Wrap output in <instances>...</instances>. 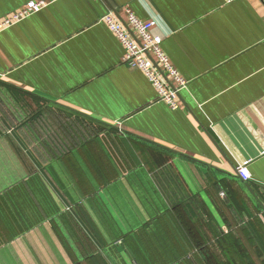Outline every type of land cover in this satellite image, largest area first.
I'll use <instances>...</instances> for the list:
<instances>
[{
	"label": "crops",
	"instance_id": "1",
	"mask_svg": "<svg viewBox=\"0 0 264 264\" xmlns=\"http://www.w3.org/2000/svg\"><path fill=\"white\" fill-rule=\"evenodd\" d=\"M125 7L180 108L123 63L103 17ZM0 264H264V0H56L0 27Z\"/></svg>",
	"mask_w": 264,
	"mask_h": 264
},
{
	"label": "built area",
	"instance_id": "2",
	"mask_svg": "<svg viewBox=\"0 0 264 264\" xmlns=\"http://www.w3.org/2000/svg\"><path fill=\"white\" fill-rule=\"evenodd\" d=\"M54 1L56 0L30 1L22 11L6 19L0 27L36 13ZM232 1L234 0H225V2ZM125 11V20L113 11L103 17L125 49L123 63L143 71L154 86L158 101L165 102L171 109L180 108L181 92L187 89L188 80L163 50V38L153 32V23L142 21L129 7H125ZM237 173L243 180L250 179L246 165H240Z\"/></svg>",
	"mask_w": 264,
	"mask_h": 264
}]
</instances>
